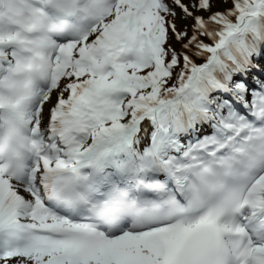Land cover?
<instances>
[{
	"label": "snow or ice",
	"instance_id": "6c2138e0",
	"mask_svg": "<svg viewBox=\"0 0 264 264\" xmlns=\"http://www.w3.org/2000/svg\"><path fill=\"white\" fill-rule=\"evenodd\" d=\"M0 264H264V0H0Z\"/></svg>",
	"mask_w": 264,
	"mask_h": 264
},
{
	"label": "trees",
	"instance_id": "16d2710c",
	"mask_svg": "<svg viewBox=\"0 0 264 264\" xmlns=\"http://www.w3.org/2000/svg\"><path fill=\"white\" fill-rule=\"evenodd\" d=\"M227 5L224 4H216L214 7V10H222L223 7H226ZM178 47V46H177Z\"/></svg>",
	"mask_w": 264,
	"mask_h": 264
}]
</instances>
